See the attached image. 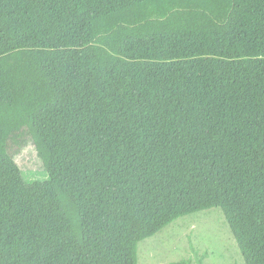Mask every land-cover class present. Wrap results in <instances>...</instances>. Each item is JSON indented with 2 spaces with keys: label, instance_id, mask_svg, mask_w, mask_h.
Wrapping results in <instances>:
<instances>
[{
  "label": "trees",
  "instance_id": "16d2710c",
  "mask_svg": "<svg viewBox=\"0 0 264 264\" xmlns=\"http://www.w3.org/2000/svg\"><path fill=\"white\" fill-rule=\"evenodd\" d=\"M209 3L0 0V264H137L211 207L264 264V0Z\"/></svg>",
  "mask_w": 264,
  "mask_h": 264
},
{
  "label": "rangeland",
  "instance_id": "374dc122",
  "mask_svg": "<svg viewBox=\"0 0 264 264\" xmlns=\"http://www.w3.org/2000/svg\"><path fill=\"white\" fill-rule=\"evenodd\" d=\"M208 1L215 19L225 23L233 0ZM119 28V25L112 26L111 31L103 34L114 35ZM23 138L28 140L29 136H19L16 142H12L11 150L17 152V161L26 173L34 180L44 181L46 172L43 164L36 157V150L31 142L26 144ZM193 247L198 250L199 256H205L203 264H246L220 207L181 216L157 234L142 240L138 246L137 264H171L187 258H192L194 264H199Z\"/></svg>",
  "mask_w": 264,
  "mask_h": 264
}]
</instances>
